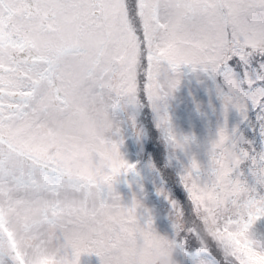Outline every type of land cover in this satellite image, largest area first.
Segmentation results:
<instances>
[{"label": "snow or ice", "instance_id": "snow-or-ice-1", "mask_svg": "<svg viewBox=\"0 0 264 264\" xmlns=\"http://www.w3.org/2000/svg\"><path fill=\"white\" fill-rule=\"evenodd\" d=\"M182 66L210 76L225 113L264 134V0H0V264H79L82 253L130 264L139 226L154 230L139 201L125 205L114 190L135 164L110 113L148 103L183 148L160 111ZM210 153L207 181L194 159L181 174L191 203L172 201L177 231L203 234L208 198L230 225L264 221V150L225 126ZM231 261L264 264V238Z\"/></svg>", "mask_w": 264, "mask_h": 264}, {"label": "rangeland", "instance_id": "rangeland-1", "mask_svg": "<svg viewBox=\"0 0 264 264\" xmlns=\"http://www.w3.org/2000/svg\"><path fill=\"white\" fill-rule=\"evenodd\" d=\"M160 111L167 112L176 136L187 138L183 148L174 147L157 127V114L150 104L145 111L140 107L142 120L149 119V124H137L135 128L133 123L140 116L137 105L121 101L111 111V117L121 128L120 151L127 161L135 164V171L117 177L114 190L125 205H131L134 199L139 201L137 214L142 224L151 218L157 234L176 242L175 256L179 264H232L222 257L214 242L205 245L193 227L186 226L179 232L174 227L176 217L170 201L180 206L191 201L182 182L177 186L171 176L176 169L174 162L183 163L184 171L194 159L201 165L202 182L207 181L210 149L219 129L225 126L238 129L244 122L233 108L225 113L216 81L206 73L192 71L189 66H182L180 83ZM136 129H140L141 134L137 135ZM167 146L171 149L169 154L174 151V161L164 152ZM257 225L264 229V221ZM79 264H101V260L95 253H82Z\"/></svg>", "mask_w": 264, "mask_h": 264}, {"label": "clouds", "instance_id": "clouds-1", "mask_svg": "<svg viewBox=\"0 0 264 264\" xmlns=\"http://www.w3.org/2000/svg\"><path fill=\"white\" fill-rule=\"evenodd\" d=\"M235 211V210H234ZM199 219L202 224V235L205 245L212 240L222 257L229 262L232 253L240 250L245 242H255L264 238V229L257 224L243 229L238 225L229 224L225 218V210L222 204H218L214 198H208L202 202L199 209ZM141 232V245L129 252L127 258L130 264H179L176 256V245L173 240L157 234L155 231L148 233L143 225L138 229ZM51 253L48 258H51ZM41 259L45 256L41 255Z\"/></svg>", "mask_w": 264, "mask_h": 264}, {"label": "trees", "instance_id": "trees-1", "mask_svg": "<svg viewBox=\"0 0 264 264\" xmlns=\"http://www.w3.org/2000/svg\"><path fill=\"white\" fill-rule=\"evenodd\" d=\"M141 106L143 107V110L145 111L148 107L149 104L148 103H141ZM145 118V117H144ZM149 119L145 118V122L144 125H148L149 124ZM242 124V123H241ZM238 131H240L244 136H246L248 139H250L253 142V145L256 149V151H261L264 150V134H261V132L257 129L256 131H252L250 129V127L248 125H246L245 123H243L242 125H240L237 129ZM167 150L165 149L164 152L167 153V155L169 154V152L171 151V149L167 146ZM169 157L171 158V160L174 161V151L169 154ZM173 166H175V171L173 172L171 179L173 180L174 183H177V186L179 184H181V172H183V163L177 161L176 163L174 162ZM243 171L246 174V178L248 179L249 183H254V177L252 176L251 172L249 171V166L248 165H244L243 167ZM176 185V184H175ZM170 203H172L170 201ZM168 203V204H170ZM189 255V254H188Z\"/></svg>", "mask_w": 264, "mask_h": 264}]
</instances>
